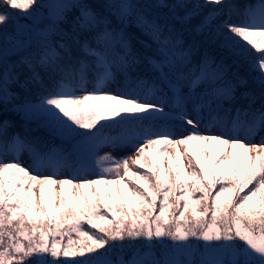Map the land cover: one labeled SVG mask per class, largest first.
<instances>
[{
    "label": "snow or ice",
    "instance_id": "snow-or-ice-1",
    "mask_svg": "<svg viewBox=\"0 0 264 264\" xmlns=\"http://www.w3.org/2000/svg\"><path fill=\"white\" fill-rule=\"evenodd\" d=\"M160 6L173 16L186 10L184 20L212 6L196 26L201 33L226 7L215 35L236 70L207 53L193 64V46L133 0H108L103 12L79 0H0V40L23 48L9 65L0 47V112L22 113L50 137L10 135L11 122L0 121V264H117L110 250L164 238L177 251L203 241L207 256L161 261L137 251L118 264H264V0L242 13L225 0ZM45 7L48 26L36 31L35 50L24 48L19 20ZM73 9L79 14L69 21ZM132 22L156 43L160 61L133 49ZM144 59L159 84L131 75ZM178 66L188 72L176 75ZM119 74L126 90L113 94L108 85ZM104 146L131 152L101 156ZM101 184L116 186L115 195Z\"/></svg>",
    "mask_w": 264,
    "mask_h": 264
},
{
    "label": "trees",
    "instance_id": "trees-1",
    "mask_svg": "<svg viewBox=\"0 0 264 264\" xmlns=\"http://www.w3.org/2000/svg\"><path fill=\"white\" fill-rule=\"evenodd\" d=\"M43 4L48 3H54L55 0H41ZM81 3H87L92 6L93 10L95 11H106L104 8L101 7L102 4H105L108 2V0H79ZM115 2H119V0H115ZM134 3H138L141 6L144 7V11L146 13H149L151 17H159L160 23H164L165 20L169 23L171 27H173L178 33H180L182 37L183 46L187 48L188 46H193V53H192V62L195 64L196 62L200 61V59L207 53L210 56H215L217 62H219L221 59L224 60L227 64H233V57L226 52V50L222 47L220 39H217L215 35V29H216V23H218L220 20L227 19V11L228 9L225 7L224 12L225 15L220 16L216 22H214L211 26V29H205L202 33L198 32L196 30V26L200 23L202 16L206 14L212 6L209 8H204L200 15L194 16L191 20H184L181 19L185 15L184 9H178L176 12V15L173 16L171 13L170 8L168 7H157L160 5L161 0H133ZM189 4L194 3H203V0H187ZM164 4L167 5H174L176 3V0H163ZM255 3V0H225V4H231L235 7L236 10L240 11L242 13L243 9L246 5ZM219 7V6H217ZM190 10V9H189ZM79 14L78 9H73L68 14V20L74 18L75 15ZM110 19L112 21V24L114 26H119L120 22L115 16H110ZM232 19L234 21H239L240 17L233 12ZM19 24L23 25L25 28V31L21 34L20 39L24 41V48H28L29 50H35L34 41L36 39V31L37 30H43L46 28L49 24L48 20V10L47 8L41 9L38 17H28V18H21L19 20ZM60 27L68 29L70 28V24L61 23ZM126 31L131 34L132 36V47L135 51H137L142 57H152L153 62H158L161 60V57L159 55H154V50L157 48L156 43H154L144 32L141 28H139L135 22H132L131 24H128L125 26ZM31 29V31H29ZM15 31V26L9 25L8 27V33L10 34L7 39H12V33ZM83 39V37L81 38ZM146 45H150V47H147ZM0 47H7L8 51L6 52V55L8 57V60L6 63L11 65L13 62L20 60V55L23 51V48L12 50L11 44H5L3 40H0ZM117 51H120L117 49ZM123 55V52L120 53ZM191 67V65H189ZM244 67L239 68V71L242 74H247L245 72ZM236 70L235 65L233 64V69ZM163 71L167 72L168 67L167 64L163 66ZM183 71L185 73L188 72V68H182L178 66L176 69H174V72L176 75H179V73ZM133 77L139 76L140 78L147 79L149 81H155L157 84H159V81L157 80V77L159 75V72H153L152 65L149 64L147 59H144L140 64L136 65L134 71L131 73ZM254 75V74H253ZM23 78V77H21ZM175 79V76L173 77ZM45 81L47 82V77H45ZM126 81L123 76V74H119L115 78V82H112L108 85V87L114 86V89L119 94L121 91H125L124 88ZM184 84L187 85L185 82ZM183 84V85H184ZM164 88L165 92L167 90V86L160 85ZM201 89L206 90V86L201 85L199 86ZM198 88V87H195ZM17 92H21V95H23L22 91L17 87L15 88ZM242 91L243 89H239ZM9 120L12 124V126H25V132H27L28 129H31L33 133H29L31 136H41L44 137L46 140L50 139L48 132L43 128H38L35 122H26L23 119L22 113H16V112H8L7 114L0 112V121L3 120ZM23 132L22 135L25 133ZM10 135L17 133L16 130H9ZM259 139V137H258ZM60 139L57 138L55 143L60 144ZM166 166V165H165ZM126 197L127 191L125 190ZM72 238L74 240H78L79 237H77L75 234H73ZM67 237L64 238L62 243H66ZM102 251V250H101ZM137 251L142 252L145 257L147 258H154L159 259L161 261L165 259H172V258H178L186 260L189 256H195L196 260L199 261L207 256V250L205 247V244L203 241H197L194 238L192 239V248L188 250H181L177 251L175 248V243L171 241L169 238H164L162 242L156 241L152 243V245L149 247L145 244H138L135 248H133L131 245L126 244L122 248H117L116 250H110V255L107 257V259L117 262L119 260L127 259L129 261L133 260L135 258V254ZM63 259V258H61Z\"/></svg>",
    "mask_w": 264,
    "mask_h": 264
},
{
    "label": "rangeland",
    "instance_id": "rangeland-1",
    "mask_svg": "<svg viewBox=\"0 0 264 264\" xmlns=\"http://www.w3.org/2000/svg\"><path fill=\"white\" fill-rule=\"evenodd\" d=\"M166 110H167V108H166ZM185 134H186V133H185ZM205 134H213V133H205ZM107 151H111L112 154H113L114 156H117V157H119V156H123V155H127V154H130V152H131L130 149L119 150V149H111V148H109V147H107V146H104V147L101 148V150H100V152H99V155L102 156V155H104V153L107 152ZM168 151H169V152H172L173 150H172V149H169ZM23 159H24L25 161L30 162L27 153L24 154ZM200 159H201V162L203 163V162H204V156H201ZM167 163H168V158L165 157V159H164V164L167 165ZM185 163H186V161H185ZM65 175H67V174H65ZM60 178H64V177L61 176ZM90 178H96V177H95V175H92V176H90ZM98 187L101 189L102 192L105 191L106 189H110L111 192L113 193V196L115 195V192H116V186H114V185H113V186H105V185L101 184V185H99ZM89 191H90V190H89ZM124 194H125V198H127V197H126V193H124ZM69 202H71V199H70V198H69ZM186 260H187V261H197L195 256H189Z\"/></svg>",
    "mask_w": 264,
    "mask_h": 264
},
{
    "label": "bare ground",
    "instance_id": "bare-ground-1",
    "mask_svg": "<svg viewBox=\"0 0 264 264\" xmlns=\"http://www.w3.org/2000/svg\"><path fill=\"white\" fill-rule=\"evenodd\" d=\"M20 131H21V128H20V130H19V133H20Z\"/></svg>",
    "mask_w": 264,
    "mask_h": 264
}]
</instances>
